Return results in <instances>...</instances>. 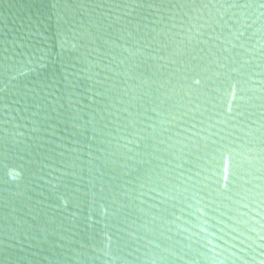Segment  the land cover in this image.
Segmentation results:
<instances>
[{
	"label": "water",
	"instance_id": "obj_1",
	"mask_svg": "<svg viewBox=\"0 0 264 264\" xmlns=\"http://www.w3.org/2000/svg\"><path fill=\"white\" fill-rule=\"evenodd\" d=\"M0 264H264V0H0Z\"/></svg>",
	"mask_w": 264,
	"mask_h": 264
}]
</instances>
